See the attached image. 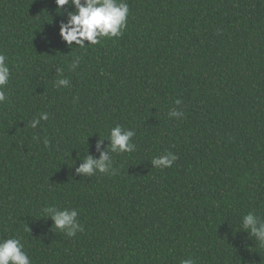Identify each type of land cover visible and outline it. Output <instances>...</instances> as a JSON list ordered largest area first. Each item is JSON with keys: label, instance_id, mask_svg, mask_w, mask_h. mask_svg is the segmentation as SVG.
<instances>
[{"label": "trees", "instance_id": "trees-1", "mask_svg": "<svg viewBox=\"0 0 264 264\" xmlns=\"http://www.w3.org/2000/svg\"><path fill=\"white\" fill-rule=\"evenodd\" d=\"M126 2L121 37L70 48L56 0H0V239L32 264H264L242 228L264 220V0ZM117 124L136 150L112 153L115 175H77ZM47 206L78 210L84 230L52 231Z\"/></svg>", "mask_w": 264, "mask_h": 264}, {"label": "clouds", "instance_id": "clouds-1", "mask_svg": "<svg viewBox=\"0 0 264 264\" xmlns=\"http://www.w3.org/2000/svg\"><path fill=\"white\" fill-rule=\"evenodd\" d=\"M58 12L65 13L67 20H61L59 35L70 48L79 46H94L100 42L101 38H117L123 35V30L127 27L129 7L126 0H56ZM69 9H65V6ZM46 38V37H45ZM87 42V43H86ZM7 56L0 52V104L7 102L8 95L5 91L10 81V68L7 63ZM79 65V57L75 58L71 67L74 69ZM63 74L62 68L56 70ZM70 81L61 78L56 86L67 87ZM175 103L180 105L181 100ZM184 113L179 110L169 112L170 117L181 118ZM48 113L43 112L39 117L30 122V127L35 129L41 120L47 121ZM134 130L125 129L117 124L110 130V136L106 138L110 143L105 147V139H99L96 143V152L99 156L90 154L80 159L82 163L75 168V173L81 176H93L96 172L116 174L117 169L113 167L112 153H131L136 150L133 137ZM34 139H39L34 137ZM47 144V140L44 141ZM178 160V156L172 152L152 158L151 164L155 168L165 169L173 166ZM76 163V162H75ZM47 218L53 221L52 231L58 229L69 237H75L78 232L84 230L83 225L78 221V210L58 209L54 206H47L43 209ZM243 231L253 237L260 247H264V220L253 212H248L242 217ZM25 246L19 238L0 239V264H32L31 258L24 250ZM182 264H195L191 258L184 260Z\"/></svg>", "mask_w": 264, "mask_h": 264}]
</instances>
